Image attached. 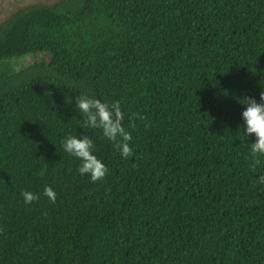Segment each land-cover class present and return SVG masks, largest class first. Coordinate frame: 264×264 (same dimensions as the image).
<instances>
[{
  "label": "trees",
  "instance_id": "16d2710c",
  "mask_svg": "<svg viewBox=\"0 0 264 264\" xmlns=\"http://www.w3.org/2000/svg\"><path fill=\"white\" fill-rule=\"evenodd\" d=\"M261 90L264 0L17 9L0 22V264H264V154L236 98ZM83 95L120 105L130 156L82 126ZM67 135L92 139L102 180Z\"/></svg>",
  "mask_w": 264,
  "mask_h": 264
},
{
  "label": "clouds",
  "instance_id": "9594fccd",
  "mask_svg": "<svg viewBox=\"0 0 264 264\" xmlns=\"http://www.w3.org/2000/svg\"><path fill=\"white\" fill-rule=\"evenodd\" d=\"M243 98L244 105L241 112V129L244 138L253 135L254 140L250 142V151L254 154H264V90L260 91L259 101L254 97ZM75 108L83 114L82 126L100 129L102 135L114 144L121 157H128L132 153L129 141L130 134L122 124L123 113L119 104H109L100 98H92L86 95L75 101ZM64 152L78 160L77 171L82 176H88L92 181L102 180L108 169L104 162L98 158L93 150V141L88 136L67 135L61 142ZM257 182L264 184V175L257 177ZM43 195L49 200L55 201L56 192L53 188L45 186ZM24 203L38 199L36 193L30 190L22 191Z\"/></svg>",
  "mask_w": 264,
  "mask_h": 264
},
{
  "label": "rangeland",
  "instance_id": "374dc122",
  "mask_svg": "<svg viewBox=\"0 0 264 264\" xmlns=\"http://www.w3.org/2000/svg\"><path fill=\"white\" fill-rule=\"evenodd\" d=\"M56 1L57 0H0V22L21 7L36 3H54ZM38 59H40V54L25 55L13 59L12 65L15 70H20Z\"/></svg>",
  "mask_w": 264,
  "mask_h": 264
}]
</instances>
